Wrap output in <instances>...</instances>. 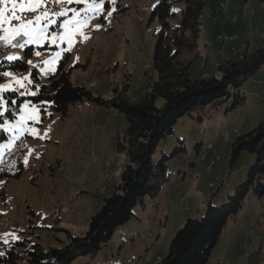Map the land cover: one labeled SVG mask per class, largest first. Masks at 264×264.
Segmentation results:
<instances>
[{
  "label": "rangeland",
  "instance_id": "1",
  "mask_svg": "<svg viewBox=\"0 0 264 264\" xmlns=\"http://www.w3.org/2000/svg\"><path fill=\"white\" fill-rule=\"evenodd\" d=\"M127 1L130 7L119 6V2L129 5ZM158 1L105 0L100 13L86 11L92 0L71 3L39 0L40 6L34 10L17 8L16 14L21 19L12 20V26L32 21L29 27L35 28L36 17L45 11L49 16L42 17L40 25L47 19L56 22L48 25L39 44L27 45L33 47L27 64L29 68L40 65L39 81H33L30 71L22 74L8 71L11 75L0 79V85H9V90L17 91L32 83L39 85L56 71L63 55L69 53L66 66L71 70L70 80L74 85L85 86L94 96L109 99L128 84L130 99L140 100L156 78L152 55L160 24L157 17L151 19V14ZM169 1L168 22L177 25L185 0ZM12 2L8 0L9 8ZM29 2L15 0L16 4ZM73 10L79 13L77 19L86 17L87 21L78 30L75 24L70 26L69 44L67 38L60 39L65 35L61 25L73 19ZM61 11H67V15H55ZM263 22L264 2L259 0H204L192 77L207 76L204 72L220 76L217 61L238 59L244 53L264 47ZM104 25L108 26L105 32ZM217 34L229 39L217 43ZM0 35H4L2 30ZM240 91L244 96L240 111L227 110V101L217 99L196 105L178 118L173 132L161 140L155 157L159 161L163 155L168 156L165 180L156 195L146 196L143 204H137L133 216L118 226L97 252L78 256L70 264H157L186 219L200 217L209 203L220 206L227 201L234 193L233 178L240 174L238 183H242L256 161V153L250 151L240 152L232 163L230 156L234 138L264 119V63L243 82ZM2 97L6 102L3 93ZM84 101L69 105L64 116L49 104L24 102L20 112L9 118L5 112L7 103L0 106L4 112L0 115V125L12 127V131L0 127V144L8 145L14 133L29 129L9 147L0 149L4 153V165L8 154L9 162L14 165L19 160L22 162L19 176L0 174V245L20 240L47 249L66 241L67 232L83 235L90 217L119 183L124 155L117 151L115 141L124 135L125 116L111 107ZM162 102L157 98V105ZM82 103L86 107L90 105L92 111L87 108L88 116L81 117L77 112V106ZM94 113L98 114L96 122H92ZM32 116L35 118L29 119ZM31 129L39 135H31ZM2 132L7 134L6 139ZM45 133L46 137L40 138ZM105 163L109 166L105 167ZM105 171V178L111 176L110 181H103ZM103 183L106 190L102 192ZM6 233L16 238L5 236ZM17 264L25 263L20 260ZM207 264H264V196L258 198L252 192L247 195L243 206L228 220Z\"/></svg>",
  "mask_w": 264,
  "mask_h": 264
},
{
  "label": "trees",
  "instance_id": "2",
  "mask_svg": "<svg viewBox=\"0 0 264 264\" xmlns=\"http://www.w3.org/2000/svg\"><path fill=\"white\" fill-rule=\"evenodd\" d=\"M170 3L169 0H159L151 14V19L157 17L160 24L152 55L156 78L151 80L140 100L130 99L128 84L115 91L109 99L94 96L85 86L74 85L70 80L71 70L66 66L69 53L63 55L56 71L46 81L39 85L30 84L31 92L28 87L21 91L3 92L7 103L5 112L9 118L20 112V105L24 102L42 106L49 104L64 116L69 111V105L87 99L122 113L127 126L123 137L115 141L117 151L124 155L120 181L90 217L87 231L83 235L67 232L66 241L47 249L38 243L29 244L20 240L1 244L0 264H17L20 260L25 264H70L78 256L97 252L111 239L115 229L133 216V208L143 204L146 196L156 195L160 189L165 180L168 156L163 155L159 161H155V157L161 140L173 132L178 118L196 105H206L217 99L227 101V110L235 108L237 111V107L242 106L244 96L241 86L264 63V47L253 53H244L238 59L220 60L216 68L220 76L212 73L192 77L194 60L198 55L204 0H185L177 25L168 22ZM119 6L128 8L131 4L119 2ZM32 48H25L23 60L1 61L0 79L4 78L2 74L6 71H27V57ZM30 74L33 81H39L34 69L30 70ZM157 98L163 101L160 106L156 104ZM1 135L7 138L6 133ZM242 151L256 153V161L245 180L233 185L234 193L222 205L209 203L200 217L186 219L173 234L166 255L157 264H207L228 220L243 206L247 195L252 192L258 198L264 196V119L250 131L234 138L231 163ZM9 157L10 154L5 156V165H2L5 170L0 174L17 177L22 172V162L19 160L17 167L9 162Z\"/></svg>",
  "mask_w": 264,
  "mask_h": 264
},
{
  "label": "snow or ice",
  "instance_id": "3",
  "mask_svg": "<svg viewBox=\"0 0 264 264\" xmlns=\"http://www.w3.org/2000/svg\"><path fill=\"white\" fill-rule=\"evenodd\" d=\"M68 2L71 3V2H73V0H68ZM76 2H84V0H76ZM104 2H105V0H92V3L88 4L86 11H92L95 13H100L103 11ZM112 2L114 3V0H112ZM0 4L4 5L3 7H0V30H2L4 33V35H0V41H3L5 44L10 45L11 47H20L21 49H23L27 45H30V44H39L40 41L45 38V33L48 30V25L54 24L56 22L55 19H47L45 24L40 25V21H41L42 17H48L49 16V13L45 11L40 16L36 17L37 27H35V28L29 27V25H31L33 23L32 21H27V22L22 21L19 25L12 26L11 25L12 20H20L21 19L20 16H18L16 14L17 8H19L21 11L34 10L35 8L40 6L39 0H35V2H32V0H30V2L27 4H25V3L16 4L15 0H13V2L11 4V8L8 7V0H0ZM73 12H74L73 19L72 20H66L61 25L62 27L65 28V35L61 36L60 39L64 40L65 38H67L69 44H71V36H72V32L70 31V26L75 24L77 27V30H78L79 27L81 25L86 24V21H87L86 17L81 18V19H77L76 17L79 16V13L75 12V10H73ZM8 13H10V15ZM55 15L56 16H65V15H67V11H61L59 13H55ZM109 15H111V13H109ZM6 25H7V27H5ZM97 27H99V26H97ZM16 37H27V39H25L23 43L17 44V43H13V41L16 39ZM84 38L87 39V37H84ZM52 43L53 44L56 43L55 34H53ZM6 59L9 61H15V60L21 59V57L16 55V54H11V55H8L6 57ZM45 63H50V61H45ZM2 75L3 76H9V75H11V73L5 72ZM25 79H28V78L25 77ZM17 83H20V81H17ZM9 87H10L9 85H0V106H2L4 103H6L3 101L2 93L4 91L9 90ZM12 90L15 91V89H12ZM32 94L34 95L35 93H32ZM3 114H4V112L0 111V115H3ZM34 118H35L34 116L29 117V119H34ZM0 127H5L6 131H12V127H8L6 125H0ZM25 131H29V129H27V128L22 129L19 134L14 133L12 141L19 139L20 135H23V132H25ZM30 133L33 136L39 135L35 131V129H31ZM46 135H47V133H45L44 137H40V138H45ZM12 141H9L8 145L0 144V149H4V148L9 147L12 144ZM31 151L32 150L29 149V153H31ZM3 155H4V153L2 151H0V172H3L5 170V168L2 166L4 164ZM24 163L25 164L28 163V157L27 156L24 157ZM7 235H12L13 238H16L14 234H7L6 233L5 236H7ZM4 242L8 243V240H5Z\"/></svg>",
  "mask_w": 264,
  "mask_h": 264
},
{
  "label": "built area",
  "instance_id": "4",
  "mask_svg": "<svg viewBox=\"0 0 264 264\" xmlns=\"http://www.w3.org/2000/svg\"><path fill=\"white\" fill-rule=\"evenodd\" d=\"M139 20L143 21L144 19H140V17H138ZM106 30V26L103 27V32H105ZM264 32V31H263ZM218 40L220 41H225L228 40L229 37L226 35H219L217 37ZM234 39V38H232ZM25 40V37H16V39L13 41V43H23ZM11 54H16L18 56H23V59L25 57V55H22V49L20 47H11L10 45L5 44L3 41H0V59L3 58L4 56H8ZM242 109V106H238L237 107V111H240ZM97 162V160H94Z\"/></svg>",
  "mask_w": 264,
  "mask_h": 264
},
{
  "label": "crops",
  "instance_id": "5",
  "mask_svg": "<svg viewBox=\"0 0 264 264\" xmlns=\"http://www.w3.org/2000/svg\"><path fill=\"white\" fill-rule=\"evenodd\" d=\"M263 24H264V22H263ZM263 24H262V26H263ZM212 26H210V28H211ZM214 29V28H213ZM263 29H264V26H263ZM263 29H261V30H263ZM212 30V29H211ZM218 35V34H217ZM264 35V34H263ZM219 36V35H218ZM263 39H264V37H263ZM216 42L217 43H223L222 41H218L217 39H216ZM225 43H227V42H225ZM241 57V56H240ZM69 60V59H68ZM217 62H219V61H217ZM205 74H207V75H209L207 72H204V75ZM95 84V83H94ZM30 86V85H29ZM29 86H28V88H29ZM94 85H92V87H93ZM23 87H26V85H24ZM91 87V86H90ZM25 89V88H24ZM30 89V88H29ZM84 100H82V102H83ZM85 102V101H84ZM89 103H92V102H89ZM84 104L85 103H82V105H78L77 106V112L79 113V115H81V117H83V115H89L88 113H87V110L89 109L88 107H90V105H88L87 107L86 106H84ZM95 104V103H94ZM75 105V104H74ZM98 104H95V106H97ZM100 106V105H99ZM88 108V109H87ZM111 108H113V107H111ZM114 109V108H113ZM116 110V109H115ZM89 111H92V110H90L89 109ZM117 111V110H116ZM97 113H94L93 114V118H92V122H96V120H95V118L97 117ZM103 125H104V123H103ZM110 125V123H108V124H106V126L108 127ZM109 165H106V163H105V167H108ZM105 174H106V171H105V173H104V176H103V178H104V180L103 181H110L111 180V176H110V178L109 179H106L105 178ZM238 174V173H237ZM229 177V176H228ZM242 176H240V174H238L236 177H235V179L233 178V176H231V179L233 178V184H236L239 180H240V178H241ZM217 180H220V178L219 177H217L216 178ZM230 179V180H231ZM230 186L231 185H229L228 187H227V189H229L230 188ZM106 190V186H105V184L103 183L102 185H101V191L103 192V191H105ZM220 190V188H218L217 189V191L216 192H218ZM222 235V234H221Z\"/></svg>",
  "mask_w": 264,
  "mask_h": 264
},
{
  "label": "bare ground",
  "instance_id": "6",
  "mask_svg": "<svg viewBox=\"0 0 264 264\" xmlns=\"http://www.w3.org/2000/svg\"><path fill=\"white\" fill-rule=\"evenodd\" d=\"M127 3H128V1H127ZM129 4H130V3H129ZM140 19H142V17H140ZM262 34H264V32H263ZM22 55H24V50H23V49H22ZM6 57H7V56H4L3 58H1V59H0V62L3 61V60H5ZM20 57H21V59L23 60V56H20ZM95 160H96V159H95ZM107 177H109V175H107Z\"/></svg>",
  "mask_w": 264,
  "mask_h": 264
}]
</instances>
